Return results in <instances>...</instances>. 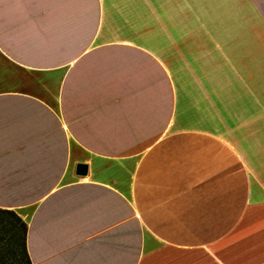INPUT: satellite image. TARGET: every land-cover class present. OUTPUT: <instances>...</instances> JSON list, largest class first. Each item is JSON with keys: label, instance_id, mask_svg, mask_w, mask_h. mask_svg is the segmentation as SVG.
Wrapping results in <instances>:
<instances>
[{"label": "crops", "instance_id": "crops-1", "mask_svg": "<svg viewBox=\"0 0 264 264\" xmlns=\"http://www.w3.org/2000/svg\"><path fill=\"white\" fill-rule=\"evenodd\" d=\"M0 210L32 264H264V0H0Z\"/></svg>", "mask_w": 264, "mask_h": 264}, {"label": "trees", "instance_id": "trees-1", "mask_svg": "<svg viewBox=\"0 0 264 264\" xmlns=\"http://www.w3.org/2000/svg\"><path fill=\"white\" fill-rule=\"evenodd\" d=\"M26 235L27 225L16 213L0 210V264H32Z\"/></svg>", "mask_w": 264, "mask_h": 264}, {"label": "water", "instance_id": "water-1", "mask_svg": "<svg viewBox=\"0 0 264 264\" xmlns=\"http://www.w3.org/2000/svg\"><path fill=\"white\" fill-rule=\"evenodd\" d=\"M88 174V166L84 164H79L77 166V175L80 177H85Z\"/></svg>", "mask_w": 264, "mask_h": 264}, {"label": "rangeland", "instance_id": "rangeland-1", "mask_svg": "<svg viewBox=\"0 0 264 264\" xmlns=\"http://www.w3.org/2000/svg\"><path fill=\"white\" fill-rule=\"evenodd\" d=\"M180 26H181V21H180ZM194 28H198L200 27V23L198 21H194V24H193Z\"/></svg>", "mask_w": 264, "mask_h": 264}]
</instances>
